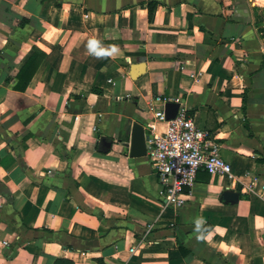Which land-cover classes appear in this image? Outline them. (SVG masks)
I'll list each match as a JSON object with an SVG mask.
<instances>
[{"label": "crops", "instance_id": "crops-1", "mask_svg": "<svg viewBox=\"0 0 264 264\" xmlns=\"http://www.w3.org/2000/svg\"><path fill=\"white\" fill-rule=\"evenodd\" d=\"M259 11L264 26V0H0V264H264L263 198L223 201L225 179L200 170L164 207L147 158L128 156L132 123L164 129L158 96L264 182ZM91 38L118 55L90 56ZM31 46L43 56L14 90Z\"/></svg>", "mask_w": 264, "mask_h": 264}, {"label": "built area", "instance_id": "built-area-1", "mask_svg": "<svg viewBox=\"0 0 264 264\" xmlns=\"http://www.w3.org/2000/svg\"><path fill=\"white\" fill-rule=\"evenodd\" d=\"M167 101L158 96L152 100L155 107L152 117L164 123V129L156 132L150 128L145 138V157L159 184L162 206H183L200 170L211 178H224V190L264 199V182L247 173V181L244 182L233 174L219 155L218 143L209 132L194 125L183 103L174 100L178 104L176 112L172 118L165 119L163 105ZM132 251L133 247H130L129 252Z\"/></svg>", "mask_w": 264, "mask_h": 264}, {"label": "trees", "instance_id": "trees-1", "mask_svg": "<svg viewBox=\"0 0 264 264\" xmlns=\"http://www.w3.org/2000/svg\"><path fill=\"white\" fill-rule=\"evenodd\" d=\"M155 5V2L148 1L146 2V8H147V15L148 18H150L152 8ZM261 20L256 25V32L258 34L264 33V26L262 25L263 18L260 17ZM43 54L35 47L31 46V53L27 56V58L24 60V62L20 65L19 69L17 70L15 74V83L13 84L14 90L23 91L28 84L32 74L36 70ZM264 63V52L262 54V64ZM241 109L244 110V96L242 95L241 98ZM207 174V173H206ZM52 264H73L72 261L60 258L56 259Z\"/></svg>", "mask_w": 264, "mask_h": 264}, {"label": "water", "instance_id": "water-1", "mask_svg": "<svg viewBox=\"0 0 264 264\" xmlns=\"http://www.w3.org/2000/svg\"><path fill=\"white\" fill-rule=\"evenodd\" d=\"M178 104L173 101H167L163 105L165 119H170L174 116ZM145 138L142 127L134 122L131 124L129 135L128 156L140 157L145 156ZM109 147V144H108ZM237 192L232 190H223L220 198L223 201H235L237 199Z\"/></svg>", "mask_w": 264, "mask_h": 264}, {"label": "clouds", "instance_id": "clouds-1", "mask_svg": "<svg viewBox=\"0 0 264 264\" xmlns=\"http://www.w3.org/2000/svg\"><path fill=\"white\" fill-rule=\"evenodd\" d=\"M86 50L90 56H93L97 59H103V58H113L118 55L119 53V47L116 45H108L105 46L103 43L96 39L91 38L86 43ZM196 231H201V226L203 224V220L201 218L196 219ZM202 238V237H198Z\"/></svg>", "mask_w": 264, "mask_h": 264}, {"label": "rangeland", "instance_id": "rangeland-1", "mask_svg": "<svg viewBox=\"0 0 264 264\" xmlns=\"http://www.w3.org/2000/svg\"><path fill=\"white\" fill-rule=\"evenodd\" d=\"M259 17H262V11H259V15H258Z\"/></svg>", "mask_w": 264, "mask_h": 264}]
</instances>
